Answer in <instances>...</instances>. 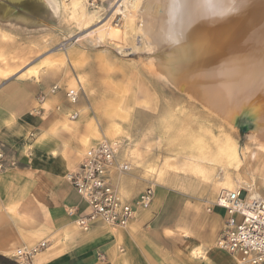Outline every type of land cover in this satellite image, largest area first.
Here are the masks:
<instances>
[{"label": "rangeland", "instance_id": "obj_1", "mask_svg": "<svg viewBox=\"0 0 264 264\" xmlns=\"http://www.w3.org/2000/svg\"><path fill=\"white\" fill-rule=\"evenodd\" d=\"M56 1L61 8L71 2ZM127 1L141 7L149 0ZM120 4L84 0L83 9L55 13L43 0H0V85L19 78L45 90L53 84L81 86L79 121L86 142L118 143L121 156L147 171L156 185L203 191L209 199L223 189L242 188L264 198V134L259 136L247 117L240 128H231L200 88H181L159 72L137 17ZM35 70H40L38 77ZM87 103L89 111L83 108ZM90 119L99 124L89 127ZM112 130L117 133L110 137ZM192 143L195 149L212 146L213 156L201 155ZM42 243L47 247L50 241L37 246ZM22 248L2 256L17 264L13 255Z\"/></svg>", "mask_w": 264, "mask_h": 264}, {"label": "crops", "instance_id": "obj_2", "mask_svg": "<svg viewBox=\"0 0 264 264\" xmlns=\"http://www.w3.org/2000/svg\"><path fill=\"white\" fill-rule=\"evenodd\" d=\"M48 89L19 78L0 85V144L14 160L0 173L1 255L49 240L35 264H238L217 247L226 219L225 211L213 206L217 196L209 199L206 192L179 190L166 182L156 181L151 207L137 210L127 227L97 220L89 230L78 228L68 211L75 209L78 216L89 210L65 177L78 169L85 148L95 145H87L81 132L83 98L70 106L62 90L48 99L41 115L35 113L38 97ZM90 105L83 108L89 111ZM73 110L80 111L76 121L69 118ZM119 158L132 166L133 177L115 175L112 183L125 201L133 202L155 179L126 155Z\"/></svg>", "mask_w": 264, "mask_h": 264}, {"label": "bare ground", "instance_id": "obj_3", "mask_svg": "<svg viewBox=\"0 0 264 264\" xmlns=\"http://www.w3.org/2000/svg\"><path fill=\"white\" fill-rule=\"evenodd\" d=\"M43 1L55 13L83 9L84 2L71 0L61 8L56 0ZM118 2L137 17L159 72L180 87L200 88L207 104L231 128L247 117L258 135L264 134V0H149L141 7L137 1ZM115 133L109 131L110 137ZM194 144L189 146L195 149ZM229 149L237 158L236 148ZM195 150L208 157L214 153L206 144Z\"/></svg>", "mask_w": 264, "mask_h": 264}, {"label": "built area", "instance_id": "obj_4", "mask_svg": "<svg viewBox=\"0 0 264 264\" xmlns=\"http://www.w3.org/2000/svg\"><path fill=\"white\" fill-rule=\"evenodd\" d=\"M63 88L54 85L38 97V115L50 97ZM64 97L70 106H77L82 98L81 86L66 88ZM57 107V111H60ZM80 117L79 110L69 114L71 121ZM118 143L103 141L90 147L84 154L78 169L67 176L81 200L87 204L89 214L78 215L70 209L68 214L76 217L80 229L89 230L92 224L101 220L112 228H124L135 219L137 210H148L154 199L156 184L148 182L147 188L133 202L125 201L112 183L115 175L133 177L132 166L121 161ZM13 158L0 144V173L14 166ZM213 206L226 213L223 229L217 240V247L237 260L238 264H264V199L253 196L249 191L221 190ZM211 212V208L208 209ZM46 248L42 243L33 249H18L13 255L17 264H35L34 257Z\"/></svg>", "mask_w": 264, "mask_h": 264}, {"label": "trees", "instance_id": "obj_5", "mask_svg": "<svg viewBox=\"0 0 264 264\" xmlns=\"http://www.w3.org/2000/svg\"><path fill=\"white\" fill-rule=\"evenodd\" d=\"M0 264H15V263L10 259L0 255Z\"/></svg>", "mask_w": 264, "mask_h": 264}]
</instances>
